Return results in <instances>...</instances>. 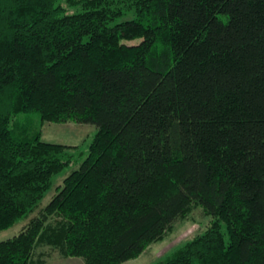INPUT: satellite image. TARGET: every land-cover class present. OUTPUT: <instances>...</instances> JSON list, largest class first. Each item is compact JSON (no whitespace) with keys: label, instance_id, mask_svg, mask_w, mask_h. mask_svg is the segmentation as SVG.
<instances>
[{"label":"trees","instance_id":"1","mask_svg":"<svg viewBox=\"0 0 264 264\" xmlns=\"http://www.w3.org/2000/svg\"><path fill=\"white\" fill-rule=\"evenodd\" d=\"M32 113L97 133L47 142L14 126ZM70 166L0 264H123L197 206L209 227L156 264H264V0H0V231Z\"/></svg>","mask_w":264,"mask_h":264},{"label":"rangeland","instance_id":"2","mask_svg":"<svg viewBox=\"0 0 264 264\" xmlns=\"http://www.w3.org/2000/svg\"><path fill=\"white\" fill-rule=\"evenodd\" d=\"M132 17L133 15H130L121 20ZM30 115L23 114L16 117L13 122L14 126L40 129L43 140L47 142L78 145L81 149L87 151L97 133V127L92 124L42 122L38 113ZM75 168L76 166H70L54 178L52 188L48 190L35 212L19 220L11 228L0 231V242L18 235L29 221L49 204L51 199L57 194V187L63 184L65 177ZM210 223L211 217L206 214L203 208L199 206L193 207L186 216L178 220L173 229L163 239L151 243L140 256L123 264H156L199 234L205 232ZM35 259L39 264H86L83 258L67 257L63 255L61 249L47 243H40L37 246Z\"/></svg>","mask_w":264,"mask_h":264}]
</instances>
